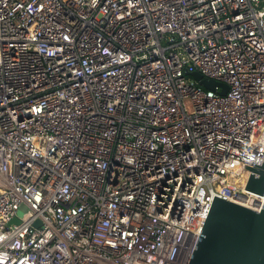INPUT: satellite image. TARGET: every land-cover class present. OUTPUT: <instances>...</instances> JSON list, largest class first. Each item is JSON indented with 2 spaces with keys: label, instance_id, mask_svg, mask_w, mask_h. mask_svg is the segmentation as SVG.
I'll list each match as a JSON object with an SVG mask.
<instances>
[{
  "label": "built area",
  "instance_id": "1",
  "mask_svg": "<svg viewBox=\"0 0 264 264\" xmlns=\"http://www.w3.org/2000/svg\"><path fill=\"white\" fill-rule=\"evenodd\" d=\"M263 161L264 0H0V264H188Z\"/></svg>",
  "mask_w": 264,
  "mask_h": 264
},
{
  "label": "water",
  "instance_id": "2",
  "mask_svg": "<svg viewBox=\"0 0 264 264\" xmlns=\"http://www.w3.org/2000/svg\"><path fill=\"white\" fill-rule=\"evenodd\" d=\"M187 74L207 89L227 90L200 72ZM244 168L250 172L245 189L264 198V161ZM188 264H264V201L256 210L214 195Z\"/></svg>",
  "mask_w": 264,
  "mask_h": 264
},
{
  "label": "rangeland",
  "instance_id": "3",
  "mask_svg": "<svg viewBox=\"0 0 264 264\" xmlns=\"http://www.w3.org/2000/svg\"><path fill=\"white\" fill-rule=\"evenodd\" d=\"M26 211L25 206H21L18 210V215H22Z\"/></svg>",
  "mask_w": 264,
  "mask_h": 264
}]
</instances>
